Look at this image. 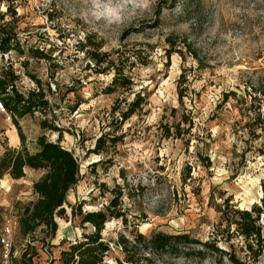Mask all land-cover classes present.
I'll return each mask as SVG.
<instances>
[{"label":"rangeland","instance_id":"1","mask_svg":"<svg viewBox=\"0 0 264 264\" xmlns=\"http://www.w3.org/2000/svg\"><path fill=\"white\" fill-rule=\"evenodd\" d=\"M8 7L15 17L7 14ZM8 23L17 27L26 54L0 55V64L13 65L22 93L38 89L33 77L40 80L51 104L47 113L19 120L25 146L34 153L38 139L46 136L81 163L82 179L68 196V218H57L59 230L48 240L50 247L36 242L35 263L62 264L61 252L81 240L83 232L94 231L81 223V216L72 217L71 206L84 202L83 214L99 211L110 205L114 189L122 192L118 210L129 229L111 219L102 235L112 242L134 230L146 237L158 231L187 233L205 242L218 231L226 234L217 212L226 199L239 209L260 202L264 126L251 124L260 111L264 119L262 96L252 90L264 85V0H0V25ZM87 36L111 55L100 67L80 49ZM170 38L175 46L168 57ZM37 48L53 60L28 52ZM112 60L132 79L131 90L109 92L115 72L104 71ZM181 75L185 83L179 85ZM140 92L144 104L121 125L122 113ZM186 119H192V127ZM45 120L46 130L41 127ZM166 125H179V136L172 128L173 137H164ZM105 134L119 142H108L107 155L89 154ZM0 142V158L6 149L22 147L18 129L1 113ZM101 159L107 163L90 166ZM25 173L20 180L5 176L0 181V228L7 221L14 224L17 258L26 245L19 217L37 200L33 184L45 172ZM35 237L44 234L39 229ZM219 246L228 248L222 242ZM234 247L248 261L243 244L235 241ZM147 256L156 264H201ZM115 258L123 260L113 250L110 260ZM254 264H264V258Z\"/></svg>","mask_w":264,"mask_h":264},{"label":"trees","instance_id":"2","mask_svg":"<svg viewBox=\"0 0 264 264\" xmlns=\"http://www.w3.org/2000/svg\"><path fill=\"white\" fill-rule=\"evenodd\" d=\"M11 12L16 16V11H12V7H8L7 14ZM17 27L13 23L0 25V55L4 56L11 52H17L24 56L25 49L21 45L18 37ZM170 49L167 50L168 57L174 53L173 47L175 42L173 39H168ZM187 44L186 41L183 42ZM93 47V50L87 48ZM188 48L189 45L187 46ZM81 51L86 53L87 58L94 62L95 67L102 66L111 55L102 53L100 44L91 43V37H86V44L80 47ZM191 50V48H190ZM34 58L47 60L51 62L53 58L41 49H29ZM183 54V51H178ZM191 52V51H190ZM192 53V52H191ZM193 54V53H192ZM198 59V56L194 54ZM94 67V68H95ZM114 70V78L109 87V92H115L118 89L131 90L133 81L130 77L124 74L122 68L115 61H109L105 71ZM97 73H101L96 71ZM38 89L30 90L28 93H22L17 89L16 82L18 75L13 69V65L0 64V102L5 108L7 114L11 117L14 125L18 129L21 149H6L3 156L0 158V181L5 176H10L13 180H20L26 176V170L44 171V175L33 184L34 195L37 200L29 203L23 208V212L19 217V234L25 238L26 245L20 257L13 259V264H37L35 259L39 258V248L36 242H41L48 247L51 243L48 240L56 238L59 230L57 218L67 219L66 205L68 204V196L82 179L81 163L75 154L63 146L60 142H52L46 136L38 139V148L36 152L31 153L25 146V137L19 126V120L28 115L35 113H47L51 110V104L48 100L45 90L42 87L40 80L33 77ZM185 83V77L181 75L179 85ZM179 100L183 102L184 92L180 89ZM258 96H262L260 103L264 102V85L259 83L252 87ZM186 91V90H184ZM137 93L134 99L128 104L127 110L122 113L121 125L128 121L136 111L144 104L145 99ZM257 99L258 97H254ZM259 109H261L259 107ZM261 111L258 112L253 119L251 126H264ZM188 121V122H187ZM192 125V119H186ZM42 129L46 130L50 126L47 121H42ZM192 127V126H191ZM179 136L180 126L175 127ZM172 128L164 126V137L170 139L173 137ZM59 132L58 129H51ZM110 134L102 135L97 139L95 147L89 150V154L96 156L108 154V142L115 145L119 139H109ZM1 146V142H0ZM107 163L105 159L90 166L95 168L99 165ZM211 166V165H209ZM188 171V179H190L191 168L186 167ZM262 188L263 198L259 203H255L250 209H239L235 205L230 204L232 199L225 200V206L218 207L217 212L221 214V223L226 224V234L218 231L217 236L205 242L193 238L190 234L181 233L170 235L164 232H153L150 237L139 233L137 230L130 232V237L124 234H119L116 241H106L103 238V231L106 224L110 223L111 219L122 220V225L125 229H129V221L118 210L122 192L112 191L114 198L110 205L99 211H91L83 214L84 202L78 206H71V214L73 218L81 216L83 225H90L93 228L92 233L83 232L82 239L71 243L67 250L61 252L60 262L62 264H156L148 258L149 255L157 257L170 256L177 260H198L201 264H252L259 257L264 258V179L260 184ZM107 190V189H106ZM108 192V191H107ZM118 192V193H117ZM44 234L43 239H36L35 234L38 230ZM235 241L243 244L241 249L246 253L248 258L243 260L238 256L235 250ZM48 242V243H47ZM219 242L228 245V248L219 246ZM65 241L61 243L63 245ZM44 248V247H43ZM113 250L123 256V260L115 258L111 261L110 258ZM212 261V262H211ZM1 262V261H0ZM1 264V263H0Z\"/></svg>","mask_w":264,"mask_h":264},{"label":"built area","instance_id":"3","mask_svg":"<svg viewBox=\"0 0 264 264\" xmlns=\"http://www.w3.org/2000/svg\"><path fill=\"white\" fill-rule=\"evenodd\" d=\"M8 56V55H5ZM0 113L7 116L8 120H12L11 117L7 114L5 108L0 102ZM14 224L11 221H7L0 228V261L1 264H13V259L17 258L18 250L15 249V240H14Z\"/></svg>","mask_w":264,"mask_h":264},{"label":"bare ground","instance_id":"4","mask_svg":"<svg viewBox=\"0 0 264 264\" xmlns=\"http://www.w3.org/2000/svg\"><path fill=\"white\" fill-rule=\"evenodd\" d=\"M16 140L18 141V138H16ZM261 191H262V188H261ZM263 196V193H262V195H261V197Z\"/></svg>","mask_w":264,"mask_h":264},{"label":"water","instance_id":"5","mask_svg":"<svg viewBox=\"0 0 264 264\" xmlns=\"http://www.w3.org/2000/svg\"><path fill=\"white\" fill-rule=\"evenodd\" d=\"M263 198V196L261 197V199Z\"/></svg>","mask_w":264,"mask_h":264},{"label":"crops","instance_id":"6","mask_svg":"<svg viewBox=\"0 0 264 264\" xmlns=\"http://www.w3.org/2000/svg\"><path fill=\"white\" fill-rule=\"evenodd\" d=\"M145 226V225H144Z\"/></svg>","mask_w":264,"mask_h":264}]
</instances>
